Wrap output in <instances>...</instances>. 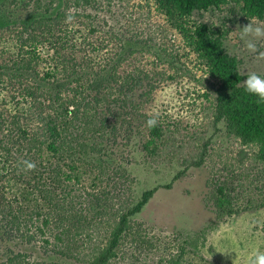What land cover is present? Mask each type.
Here are the masks:
<instances>
[{"label":"trees","instance_id":"16d2710c","mask_svg":"<svg viewBox=\"0 0 264 264\" xmlns=\"http://www.w3.org/2000/svg\"><path fill=\"white\" fill-rule=\"evenodd\" d=\"M157 1L185 16L229 4L231 22L264 19V0ZM94 2L0 0V28L10 20L20 26V44L13 56L8 55L6 61L7 57L0 54V92L9 84L16 89V82L22 86L20 96L13 94L10 98L15 101L14 107L8 98L0 101V264H111L125 239L141 237L135 216L154 194L160 188H171L190 168L204 162L205 146L198 160L185 157V167L169 182L138 192V198L124 200L112 211L96 207L99 221L90 214L92 207L86 196V206L73 204L74 187L70 183L80 180V169L99 168L92 182L96 185L97 177H102L109 165L104 157L117 160L121 152L115 149L118 145V149H127L129 156L144 153L154 161L168 159L177 149L176 137L169 128L159 123L154 128L146 123L135 125L152 99L155 85L150 84L142 92L147 73L141 77L140 73L118 71L138 50V42L131 36L118 38L123 44L112 57L104 55L111 54L112 48L104 51L105 40L96 37L95 23L89 13L82 11ZM68 15L73 17L71 22H66ZM77 22L84 24V30L75 26ZM177 25L181 27L180 22ZM226 32L200 22L191 47L204 60L209 75L219 81L214 97L215 124H226L228 136L247 148L239 151L242 162L248 158L264 177V103H257V98L245 91L239 61L224 44ZM115 34L112 32L110 38ZM176 61L170 65L178 72ZM138 94L147 97L139 102ZM25 161L34 163L35 169L26 170ZM130 163L122 160V166L112 168L113 174L129 175ZM250 170L229 177L249 178ZM241 182L240 178L237 186ZM214 184L211 200L218 218L264 207V188L263 198L255 200L239 196L232 180H217ZM90 195L98 200L94 192ZM185 235L181 238L185 244L197 243V238ZM185 251L186 245L181 244L167 264H180ZM48 254L46 261L44 256Z\"/></svg>","mask_w":264,"mask_h":264},{"label":"rangeland","instance_id":"374dc122","mask_svg":"<svg viewBox=\"0 0 264 264\" xmlns=\"http://www.w3.org/2000/svg\"><path fill=\"white\" fill-rule=\"evenodd\" d=\"M229 6L227 4L191 16L179 14L174 8L169 11L157 0H96L91 6L82 9L90 14L89 18L95 23L96 37L105 40V44H102L104 51L112 48L111 54H104L106 57H112L113 51L121 48L123 40L118 38L124 34L126 38L131 36L138 42L135 44L138 50L129 55L118 70L119 73H140L141 77L147 73L149 78L142 81V92L150 84L155 85L150 94L152 99H148L150 101L143 108L141 118L136 119L135 125L146 123L149 113L158 108V123L173 132L178 150L174 149V155L166 160L163 157L154 161L144 153L129 156L128 150L118 149V145L115 149L121 152L117 154V160L111 159L109 155L104 157L109 159V165L103 170L102 177H97L96 185L92 183L93 177L100 169H80V180L70 183L74 187L71 192V195H75L73 204L76 207L86 206V196L92 207L90 214L94 215L95 221H99V216L96 217L97 208L112 211L120 207L124 200L130 201L133 196L138 198V192L169 182L178 170L185 167V157L189 161L198 160L202 148L206 147L201 166L190 168L171 188H160L142 212L135 216L141 237L137 240L125 239L111 264H167L166 260L179 251L181 244L186 245V251L180 264H234V260L235 264H240L245 254L253 248L264 251V207L218 218L211 200L217 180H232L237 186L241 178L244 187L237 186L238 195L255 200L263 198L261 188H264V177L259 167L252 166L248 158L243 163L239 156V151L247 149L246 146L240 140L228 136L223 121L215 124L214 97L219 81L209 75L204 60L191 47L197 25L200 22L208 23L221 31H227L225 47L237 57L245 78L248 71L264 75V59L259 57V53L264 52V41L258 42L257 53H249L238 31V26L243 27L252 20L264 22V19L231 22ZM178 22L181 27L177 25ZM77 25L84 30L83 23L77 22ZM18 29L20 26L13 25L11 20L7 26L0 28V54L7 57L6 61L10 58L8 55L12 57L16 47H19ZM112 32L116 33L113 39L110 38ZM173 61H176L178 72L170 65ZM159 73L162 74L157 75ZM168 75L176 77L168 78ZM8 86L6 89L10 92L3 89L0 101L8 98L11 101L9 104L14 107L15 101L10 98L13 94L19 97L22 86L17 82L16 89L11 88L10 84ZM137 97L140 102L147 95L138 94ZM128 117H132V114H128ZM132 129L136 130L135 127ZM75 130L76 127L73 128ZM122 157L125 161L128 159L131 166L127 171L129 175L119 177L113 174L112 168L115 165L122 166ZM248 168L251 169L249 178L236 176L230 179L229 176L239 175L240 171L243 173ZM91 192L96 194L98 200L90 195ZM68 198L71 199V196ZM182 234L191 239L197 238V243L185 244L181 239ZM48 256H44V260H49Z\"/></svg>","mask_w":264,"mask_h":264},{"label":"clouds","instance_id":"9594fccd","mask_svg":"<svg viewBox=\"0 0 264 264\" xmlns=\"http://www.w3.org/2000/svg\"><path fill=\"white\" fill-rule=\"evenodd\" d=\"M73 17L68 15L66 22H71ZM239 38L244 41V47L249 53H257V44L264 41V22L250 21L249 24L239 27ZM259 57L264 59V52L259 53ZM245 91L257 98V103H264V75L256 71H248L244 80ZM160 110L153 109L149 113V119L146 121L147 127L154 128L158 124ZM26 170H34L36 165L32 162L25 161ZM235 264V260H234ZM240 264H264V251L253 248L246 253Z\"/></svg>","mask_w":264,"mask_h":264}]
</instances>
